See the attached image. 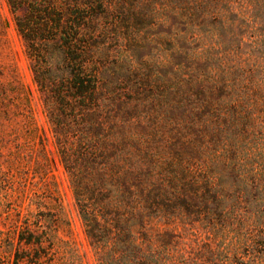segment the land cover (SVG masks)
<instances>
[{"label": "trees", "instance_id": "1", "mask_svg": "<svg viewBox=\"0 0 264 264\" xmlns=\"http://www.w3.org/2000/svg\"><path fill=\"white\" fill-rule=\"evenodd\" d=\"M7 5L97 264H264V0ZM7 163L0 264L63 263L43 137Z\"/></svg>", "mask_w": 264, "mask_h": 264}, {"label": "rangeland", "instance_id": "2", "mask_svg": "<svg viewBox=\"0 0 264 264\" xmlns=\"http://www.w3.org/2000/svg\"><path fill=\"white\" fill-rule=\"evenodd\" d=\"M4 22L8 23V27L2 26ZM17 88L21 92L20 98L15 91ZM27 93L28 101L25 100ZM21 103L23 106L19 108ZM27 105L31 108L34 120L32 129L35 130L29 136H25L22 131V114ZM38 136L44 139L50 165L40 175L30 174L29 191L39 190L38 186L44 181L54 192L56 200L52 201V205L57 206V211L61 212L65 221L59 238L70 245L61 262L66 264L79 258L81 264H97L84 232L69 178L57 154L41 97L29 69L24 44L15 29L7 0H0V168L3 171L0 174V230H4L2 222L6 221L8 213L20 210L24 213L39 211L36 205H30L29 200L24 197L23 187L7 163L10 154L17 150L18 145L24 144L27 137L29 141L38 142Z\"/></svg>", "mask_w": 264, "mask_h": 264}]
</instances>
